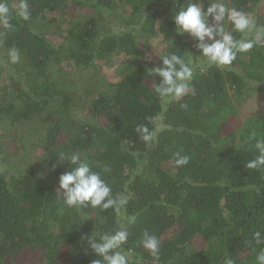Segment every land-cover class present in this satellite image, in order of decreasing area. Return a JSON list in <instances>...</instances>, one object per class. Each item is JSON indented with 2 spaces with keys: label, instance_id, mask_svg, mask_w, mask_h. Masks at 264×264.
<instances>
[{
  "label": "trees",
  "instance_id": "trees-1",
  "mask_svg": "<svg viewBox=\"0 0 264 264\" xmlns=\"http://www.w3.org/2000/svg\"><path fill=\"white\" fill-rule=\"evenodd\" d=\"M28 3L29 21L14 17L13 30L0 25V264H16L26 250L41 252V264H92L98 257L86 237L127 217H135L126 224L131 264H223L226 257L255 264L264 248L252 239L264 233V169L245 164L258 154L249 137L264 139V111L226 127L255 92L264 94V46L225 68L192 57L189 94L164 102L148 70L171 51L199 55L191 37L175 32L185 0ZM228 3L264 25V0ZM12 48L17 64L9 62ZM148 117L159 129L151 148L135 132ZM69 150L114 195L127 196L119 217L113 209L69 208L56 194L59 175L70 170L58 153ZM181 150L190 161L176 168ZM145 230L159 239L158 259L140 245Z\"/></svg>",
  "mask_w": 264,
  "mask_h": 264
},
{
  "label": "clouds",
  "instance_id": "clouds-1",
  "mask_svg": "<svg viewBox=\"0 0 264 264\" xmlns=\"http://www.w3.org/2000/svg\"><path fill=\"white\" fill-rule=\"evenodd\" d=\"M18 17L29 21L31 17L28 0H20L18 7L10 6L7 0H0V25L13 30L12 19ZM175 32L187 34L194 41L199 55L190 51L180 55L175 51L159 56L161 66L150 68L148 74L158 77L159 82L153 85L155 95L164 102H178L189 94L194 78L192 57L202 58L208 66L217 68L229 67L239 54L248 53L254 47L264 46V25L249 13L230 6L228 0H185L175 10ZM238 34V35H237ZM178 48V47H177ZM9 62H20V54L16 48L8 53ZM181 108H187L181 104ZM148 123L135 127V132L144 145L151 148L157 139L158 126L152 117ZM149 125H152L150 127ZM250 140H255L258 154L249 160L247 169H264V139H256L253 133ZM59 164H66L70 169L58 177L56 194L63 199L69 208L83 209L87 207L101 210L113 209L119 217L121 209L128 203L126 195H114L111 186L102 174L95 171L85 159H81L78 151L60 152ZM190 157L181 151L174 153V166L181 168L189 164ZM55 165L53 169H55ZM135 223V217L120 218L118 226L113 230L100 234L93 232L86 237L87 243L98 259L92 264H131V250L128 244L127 225ZM256 245H264V233L257 230L252 234ZM140 245L152 257L158 259L160 242L156 235L145 230ZM223 264H234L233 259L226 257ZM255 264H264V248L256 254Z\"/></svg>",
  "mask_w": 264,
  "mask_h": 264
},
{
  "label": "rangeland",
  "instance_id": "rangeland-1",
  "mask_svg": "<svg viewBox=\"0 0 264 264\" xmlns=\"http://www.w3.org/2000/svg\"><path fill=\"white\" fill-rule=\"evenodd\" d=\"M104 67L110 74H114V68L112 66L108 65ZM257 111H264V94L255 92L241 107H239L238 117H236V120L232 121L233 123L231 122V125L229 124L226 129H232L234 122H243L247 116ZM122 216H124V214ZM40 256L41 252L39 251L26 250L17 258L16 264H41L42 261Z\"/></svg>",
  "mask_w": 264,
  "mask_h": 264
}]
</instances>
